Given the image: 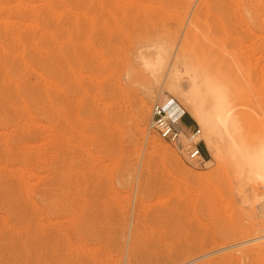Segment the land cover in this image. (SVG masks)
<instances>
[{
    "label": "rangeland",
    "instance_id": "obj_1",
    "mask_svg": "<svg viewBox=\"0 0 264 264\" xmlns=\"http://www.w3.org/2000/svg\"><path fill=\"white\" fill-rule=\"evenodd\" d=\"M157 44L264 138V0H0V264H264V210L228 164L149 129L173 99L137 60Z\"/></svg>",
    "mask_w": 264,
    "mask_h": 264
},
{
    "label": "bare ground",
    "instance_id": "obj_2",
    "mask_svg": "<svg viewBox=\"0 0 264 264\" xmlns=\"http://www.w3.org/2000/svg\"><path fill=\"white\" fill-rule=\"evenodd\" d=\"M16 6H18V3L16 4ZM22 9H25V8L23 7ZM5 21H4V23H5ZM9 22L11 23V21H9ZM9 22L8 23L6 22V23L9 24ZM23 26H25V25H23ZM26 26H27V24H26ZM28 27H29V25H28ZM30 28H32V27H30ZM2 50L3 49H1V51ZM147 52H150V54L140 53L138 55L137 60L140 62V65L143 68V70L145 71V73L149 76L150 81L152 83L151 88L156 89V87H159V88H161L160 89L161 91L165 90L167 93L172 94L173 100L178 101V104H177L178 108L181 111H184L187 114H189V116L192 117V119L196 122L198 128H200L199 129L200 139L202 140L203 144L205 145L207 152L209 154V157H210L209 160H207V161L205 160L204 166L208 168L213 164L214 161L228 164V167L230 168V170L232 172L231 175H233L234 179H236L234 181H237V183H238L239 194L241 196V200H242L243 204H246L249 208H259L260 207L262 210H264V138L259 140L253 146H249V145L245 144L240 137V133H241L240 122H239L238 117L235 115L236 106L232 103L229 96L220 87H218L217 85L212 83L204 74H202L203 72L201 73L197 69H194V68H191L188 66H182L181 70H179L178 67L176 66V64L173 62L174 60L172 61L171 47H169L167 45H163V44H157L155 46L148 48ZM29 70H30V68H29ZM8 73H10V72H7V74ZM24 79H25V77H24ZM1 86H3V85H1ZM9 86H11V85H9ZM26 91H28V90H26ZM29 92H30V90H29ZM148 93H149V91H148ZM149 94H151V92ZM147 110L144 107H140L139 113L137 114L139 116L138 118H140L141 120H145V118L148 116ZM177 112H178V109L176 108V110L174 111L173 114H176ZM138 118H137V120H138ZM141 120H140V122H141ZM146 122H147V120H146ZM0 123H1V121H0ZM141 125H142V123H141ZM7 134H9V133H7ZM28 146H30V145H28ZM1 149H2V147H1ZM163 149H164V147H163ZM162 152H166V154L168 155L170 160L173 163L178 164L176 159L174 158V156L171 154L172 153L171 151H170V153L167 150L162 151ZM27 162H28V159H27ZM13 163H15V162H13ZM54 167H55V165H54ZM11 172H13V171L11 170ZM32 174H34V173H30L29 175H32ZM25 175H26V172H25ZM124 175H122V176H124ZM61 176H64V174H61ZM35 178L36 177L34 175L33 179H35ZM196 178H198L200 180L202 177H200V175H199L198 177L196 176ZM69 179H70V177H69ZM38 180H39V178H38ZM56 180H58V179H56ZM21 181H23V179ZM0 183H1V181H0ZM45 184H46V182H45ZM10 186H11V184H10ZM0 187H2V186H0ZM6 187L8 188L9 186L7 185ZM18 187H19V185H18ZM33 187H34V185H33ZM8 191L9 190H7V193L10 194L11 192L9 193ZM21 191H23V190H20V192ZM14 192H16V191H14ZM4 195H6V194H4ZM44 196H46V195L44 194ZM4 198H6V197H4ZM26 200H28V199H26ZM40 200L41 199L39 198V201ZM22 202H24V201H22ZM2 207H3V205H2ZM262 212H264V211H262ZM213 254H215V253H213ZM210 257H211V255H210Z\"/></svg>",
    "mask_w": 264,
    "mask_h": 264
},
{
    "label": "built area",
    "instance_id": "obj_3",
    "mask_svg": "<svg viewBox=\"0 0 264 264\" xmlns=\"http://www.w3.org/2000/svg\"><path fill=\"white\" fill-rule=\"evenodd\" d=\"M176 108L178 112L173 114ZM184 114L173 99L163 105L156 103L151 108L149 129L170 145L185 163L200 168L206 160L202 152L204 144L198 126L184 124Z\"/></svg>",
    "mask_w": 264,
    "mask_h": 264
},
{
    "label": "crops",
    "instance_id": "obj_4",
    "mask_svg": "<svg viewBox=\"0 0 264 264\" xmlns=\"http://www.w3.org/2000/svg\"><path fill=\"white\" fill-rule=\"evenodd\" d=\"M183 121H184V124L186 126H190V127L193 126L194 124H196V123H194L195 121L190 116H185ZM204 148H205V151L207 152V149H206L205 145H204ZM207 154H208V152H207ZM208 156H209V154H208Z\"/></svg>",
    "mask_w": 264,
    "mask_h": 264
}]
</instances>
